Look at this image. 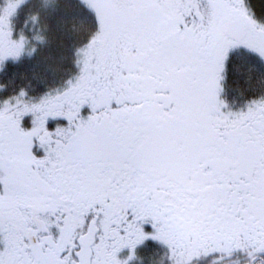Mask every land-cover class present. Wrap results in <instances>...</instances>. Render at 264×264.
I'll return each mask as SVG.
<instances>
[{"label":"snow or ice","instance_id":"6c2138e0","mask_svg":"<svg viewBox=\"0 0 264 264\" xmlns=\"http://www.w3.org/2000/svg\"><path fill=\"white\" fill-rule=\"evenodd\" d=\"M26 2L0 0V73L47 42L17 32ZM76 3L94 19L51 81L0 82V264H264V74L239 70L264 65V16Z\"/></svg>","mask_w":264,"mask_h":264},{"label":"trees","instance_id":"16d2710c","mask_svg":"<svg viewBox=\"0 0 264 264\" xmlns=\"http://www.w3.org/2000/svg\"><path fill=\"white\" fill-rule=\"evenodd\" d=\"M250 3L258 16H264V0H250ZM40 7V0H27L25 5L18 8L13 17V24L17 32L23 33L31 38L37 29L42 31L47 42L44 44H32L36 46L37 51L32 55H25L19 62H8L6 71L0 73V82L6 83L9 90H13L25 84H31L39 89L44 81H51L53 70L57 67L60 57L66 55L74 38L81 28L80 21L85 20L90 23L94 16L81 10L76 0H55V3L46 11L42 12V20L39 26H34L30 16ZM251 68L252 85L259 87V77L264 74V65H261L255 59L244 58L240 67V72L249 73ZM151 242L141 255L148 256L157 248ZM162 255V251L160 252ZM204 264H208L205 261Z\"/></svg>","mask_w":264,"mask_h":264},{"label":"flooded vegetation","instance_id":"af4514ba","mask_svg":"<svg viewBox=\"0 0 264 264\" xmlns=\"http://www.w3.org/2000/svg\"><path fill=\"white\" fill-rule=\"evenodd\" d=\"M149 243V242H148ZM152 244H154L153 242H151ZM153 246H155L156 248L158 247V246H156L155 244L153 245Z\"/></svg>","mask_w":264,"mask_h":264},{"label":"rangeland","instance_id":"374dc122","mask_svg":"<svg viewBox=\"0 0 264 264\" xmlns=\"http://www.w3.org/2000/svg\"><path fill=\"white\" fill-rule=\"evenodd\" d=\"M146 249V248H145ZM145 249H143V250H145Z\"/></svg>","mask_w":264,"mask_h":264}]
</instances>
